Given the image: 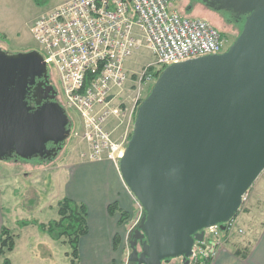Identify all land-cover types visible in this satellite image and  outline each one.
<instances>
[{
  "label": "water",
  "instance_id": "obj_1",
  "mask_svg": "<svg viewBox=\"0 0 264 264\" xmlns=\"http://www.w3.org/2000/svg\"><path fill=\"white\" fill-rule=\"evenodd\" d=\"M199 2L243 18L242 28L221 53L167 65L136 109L118 161L143 210L130 263L188 264L205 230L226 228L264 170V0ZM47 76L38 50H0V160H49L68 140L72 124L53 88L35 85Z\"/></svg>",
  "mask_w": 264,
  "mask_h": 264
},
{
  "label": "built area",
  "instance_id": "obj_2",
  "mask_svg": "<svg viewBox=\"0 0 264 264\" xmlns=\"http://www.w3.org/2000/svg\"><path fill=\"white\" fill-rule=\"evenodd\" d=\"M174 2L65 0L39 15L31 27L44 62L58 75L63 106L78 116L76 134L87 145L82 156L88 162L109 161L118 168L126 144L123 138L113 140L109 125L118 113L111 106L123 84L151 83L160 67L226 50V36L205 19L180 15ZM142 48L153 55V61L136 74L129 72L127 62ZM245 200L246 193L242 203ZM225 226V231L218 226L205 230L210 248L200 247L201 257H212L225 243L223 234L236 227L235 218ZM194 256L193 249L190 259Z\"/></svg>",
  "mask_w": 264,
  "mask_h": 264
},
{
  "label": "rangeland",
  "instance_id": "obj_3",
  "mask_svg": "<svg viewBox=\"0 0 264 264\" xmlns=\"http://www.w3.org/2000/svg\"><path fill=\"white\" fill-rule=\"evenodd\" d=\"M63 1L65 0H40V2L37 0H0V50L8 53L38 50L39 47L31 34V27L39 15ZM190 4L189 0H175L173 8L182 16L207 20L225 33L229 45L238 36L243 20L236 21L237 24H234L233 18H227L221 13L211 11L200 2L194 3L191 10H186ZM153 59V55L142 48L136 51L131 60L127 62V70L136 74L141 67ZM53 74L55 77L58 76L55 71ZM155 80L156 78L152 77L151 83L138 85L133 81L122 85L123 90L118 92L113 101L114 104L111 103L113 104L111 108L119 109L117 115L111 118L109 125L112 129L113 140L120 142L123 138L125 144L127 143L133 129L136 109L150 92ZM60 88L57 81L59 91ZM58 102L63 106L61 100ZM64 109L73 129L57 156L51 160L40 158L0 160V206L3 213L1 225L7 226L15 236V247L6 255L11 260V264H69V257L66 255V252L70 250L68 245L51 239L47 233L39 230L35 225L21 227L18 222L35 219L38 222L47 223L57 218V202L61 198L70 196L83 201L95 191L90 181L96 168L95 165H89L87 159L82 156L87 153L88 148L85 143L79 142V136L76 134L80 130L77 122L78 116L74 111L65 107ZM81 164L86 167L79 168ZM133 203V209L128 212L130 214L128 224H126L118 250L113 254L105 253L106 249L98 253L99 259L108 261L102 263L81 261L78 264L126 263L130 252L131 232L143 214V210L135 199ZM237 216L236 227L223 234L226 238L225 243L230 237L234 243L240 245L247 244L250 236L254 241L255 234L264 222V170L247 191L246 200L240 206ZM245 216L247 219H243ZM238 224L242 228L237 226ZM209 239L206 235L202 243L208 247L207 249L210 248ZM200 249L199 245L194 247L195 256L193 258L196 255L197 257L195 260L191 258L189 262L196 264L200 257ZM202 257L212 258L211 255ZM2 261L3 257H0V264ZM170 264H181V259L172 260Z\"/></svg>",
  "mask_w": 264,
  "mask_h": 264
},
{
  "label": "crops",
  "instance_id": "obj_4",
  "mask_svg": "<svg viewBox=\"0 0 264 264\" xmlns=\"http://www.w3.org/2000/svg\"><path fill=\"white\" fill-rule=\"evenodd\" d=\"M88 163L89 165H95L96 168L94 176H91L90 181L95 191L83 201L78 198L68 197L85 203L88 208L89 232L80 242V262L102 263L108 260L99 259L97 257L98 253L105 249V253L107 252V254L115 253L112 246L113 237L117 233L122 240L125 227L127 226L126 224H128V221H126L119 225L118 213L109 215L107 206L110 203L117 202L122 210L130 212L134 206V197L126 188L118 168L113 163L109 161ZM81 167L86 166L81 164L79 168ZM2 214V208L0 206V226L1 222H3L1 219ZM236 219H238V216ZM243 219H247V216ZM239 227L242 228L241 226ZM255 235L256 238L254 241L251 240L252 237L250 236L247 241L248 244L244 243V245L234 243L231 240L232 237H230L227 243H223L215 249L209 264H264V222L261 229ZM245 245H247L245 254L239 256L236 250Z\"/></svg>",
  "mask_w": 264,
  "mask_h": 264
},
{
  "label": "trees",
  "instance_id": "obj_5",
  "mask_svg": "<svg viewBox=\"0 0 264 264\" xmlns=\"http://www.w3.org/2000/svg\"><path fill=\"white\" fill-rule=\"evenodd\" d=\"M37 1L40 2V0ZM198 1L199 0H192L191 4L189 5V10H191L192 5ZM226 17L233 18L232 16L229 15H226ZM233 20L235 21L233 23L237 24L236 19L233 18ZM219 31L223 36H225L224 32H222L221 30ZM163 68L164 67L160 68L159 70H155V72H153L155 78H157V76L159 75V73ZM107 212L109 215H114L115 213H118L119 225L125 223L129 219V215H130L127 211L122 210L117 204V202L108 204ZM236 216L237 214L235 215V217ZM18 223L21 227L28 225H35L39 230L47 233L51 237V239L56 241L59 240L61 241L62 244L68 245L70 250L69 252H66V255L69 257V264H78L80 262V242L81 239L85 237L89 232L88 208L85 203L76 201L74 199L69 198L68 196H65L57 202L56 219L50 220L47 223H41L35 219L20 220ZM120 242H121V238L119 234L116 233L113 237V244H112L114 251L118 250ZM14 247H15L14 234H12L11 230L7 226L1 225L0 226V257H3V261L1 264H11V260L6 255L9 252H11L14 249ZM245 249H247V245L243 246L242 248L240 247V249L238 248L236 250V253H239V256H243L246 251ZM211 259L212 258H203L200 256L196 261V264H209ZM188 264H193V263L189 262Z\"/></svg>",
  "mask_w": 264,
  "mask_h": 264
},
{
  "label": "flooded vegetation",
  "instance_id": "obj_6",
  "mask_svg": "<svg viewBox=\"0 0 264 264\" xmlns=\"http://www.w3.org/2000/svg\"><path fill=\"white\" fill-rule=\"evenodd\" d=\"M190 2H192V0H189ZM199 2V1H198ZM196 3V2H195ZM204 6V5H203ZM206 7V6H205ZM208 9V8H207ZM186 10H189V6ZM210 10V9H209ZM212 11V10H211ZM222 13V15H224L226 17V15H229V16H232L233 18L236 19V21H240L242 20L243 18H240L238 16H236L235 14L231 13V12H227V11H222L220 12ZM53 69L51 68H48V76L46 78H36V82H35V85H38V84H41V86L43 87H48V86H51L53 88V91H54V100L56 101H59L60 100V91L57 89V81L59 82V78L58 76L55 77L54 74H53ZM34 86H32V88L30 89V93L28 94L27 96V99H28V103L32 106L35 105V101L32 99L31 95L33 93V89H34ZM59 86H60V83H59ZM48 89V88H47ZM51 93V92H50ZM44 95H47L48 96V91L46 90H43L41 92V96H44ZM54 146L52 144H48V148H53ZM63 147V146H62ZM62 147L60 149H62ZM58 148L57 149V153L59 152V147H56ZM57 153H56V156H57ZM51 160V159H49ZM133 232V231H132ZM131 232V234H132ZM130 253V252H129ZM128 253V255H129ZM127 259H128V256H127ZM125 264H134V263H130L129 261L126 260V263Z\"/></svg>",
  "mask_w": 264,
  "mask_h": 264
}]
</instances>
